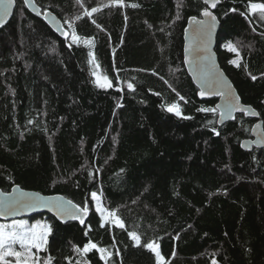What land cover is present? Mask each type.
I'll return each mask as SVG.
<instances>
[{"label": "trees", "instance_id": "16d2710c", "mask_svg": "<svg viewBox=\"0 0 264 264\" xmlns=\"http://www.w3.org/2000/svg\"><path fill=\"white\" fill-rule=\"evenodd\" d=\"M34 2L67 34L22 0L0 28V190L89 211L86 224L27 219L50 229L37 259L159 264L157 246L165 264H264V149L239 146L253 120L217 127L215 100H198L183 66L202 2ZM215 14L220 67L264 127V0H219Z\"/></svg>", "mask_w": 264, "mask_h": 264}, {"label": "water", "instance_id": "95a60500", "mask_svg": "<svg viewBox=\"0 0 264 264\" xmlns=\"http://www.w3.org/2000/svg\"><path fill=\"white\" fill-rule=\"evenodd\" d=\"M204 5L199 16L187 19L183 29V66L200 101L215 100L217 127L233 122L238 115L253 120L249 137L239 143L244 152L264 149V127L258 112L243 104L234 85L220 67L215 48L220 21L215 14L219 0H200ZM25 9L41 19L59 38L66 37L62 21L51 11H44L34 0H22ZM16 0H0V28L13 18ZM48 215L61 224H86L89 211L82 209L62 195H43L13 186L10 191L0 190V222L30 219Z\"/></svg>", "mask_w": 264, "mask_h": 264}, {"label": "rangeland", "instance_id": "374dc122", "mask_svg": "<svg viewBox=\"0 0 264 264\" xmlns=\"http://www.w3.org/2000/svg\"><path fill=\"white\" fill-rule=\"evenodd\" d=\"M94 199L96 211L103 213L99 199ZM105 218L110 220L108 213ZM49 232L47 223L42 219L32 222L27 219L0 222V260H14L18 264H43L36 255L44 248ZM151 249L158 263L165 264L158 247L152 246Z\"/></svg>", "mask_w": 264, "mask_h": 264}]
</instances>
